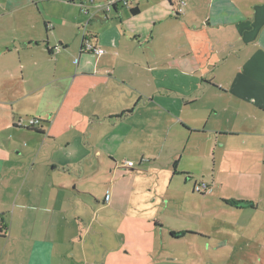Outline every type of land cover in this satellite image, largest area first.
Returning <instances> with one entry per match:
<instances>
[{
	"label": "crops",
	"instance_id": "obj_1",
	"mask_svg": "<svg viewBox=\"0 0 264 264\" xmlns=\"http://www.w3.org/2000/svg\"><path fill=\"white\" fill-rule=\"evenodd\" d=\"M178 1L137 0L132 15L89 0H14L1 14L10 33L0 44V106L9 112L0 122V264H104L125 248V231L140 236L143 207H168L171 191L184 197L197 182L184 165L201 157L200 135L226 132L197 120L198 92L245 100L264 115V0H184L176 15ZM108 14L121 26L142 19L134 31L148 45L160 25L175 30L163 69L187 83L176 105L134 83L158 70L159 57H128L119 34L108 37ZM84 40L104 53L84 51ZM144 102L176 122H138ZM28 116L40 125L28 127ZM251 122L247 140L264 143V119ZM155 175L160 197L141 185Z\"/></svg>",
	"mask_w": 264,
	"mask_h": 264
},
{
	"label": "rangeland",
	"instance_id": "obj_2",
	"mask_svg": "<svg viewBox=\"0 0 264 264\" xmlns=\"http://www.w3.org/2000/svg\"><path fill=\"white\" fill-rule=\"evenodd\" d=\"M14 3V0H0L2 45L7 41L9 25L1 14L8 12ZM118 9L127 11L121 6ZM108 15L111 19L108 37L114 40L117 39L115 34H119L128 57H159L158 70L142 74L134 83L146 93L156 94L159 103L169 106L172 102L176 105L177 96L182 95L188 87L187 83L171 78L167 69H163L166 61L164 45L168 36L176 33L175 30L166 23L160 25L155 39L148 45L147 37L137 36L134 31L142 19H125L122 27L112 14ZM249 86L253 87L252 84ZM197 94L201 98L195 105L200 112L197 120L208 122L206 128L215 126L213 122H217L216 126L226 130L224 135H215L208 130L200 135L201 147L204 148L201 157L190 159L184 165L192 171L191 176L196 183L208 187L207 192H195L191 186L184 197H177V191H171L175 199L168 207L163 204L156 207L155 203L143 207L140 211L143 217L140 220L142 234L139 236V233L125 231V248L117 253L112 251L106 256L104 264H264V143L263 138L258 142L247 140V132L253 130L251 121L262 120L264 115L245 100L229 101L226 95L219 98L210 93L204 96L200 92ZM215 100L219 101L217 116L211 110ZM0 109V122H4L9 112L4 107L0 106ZM163 109L160 105H145L144 102L136 108L135 117L138 122H176ZM194 111L190 113L194 114ZM184 115L179 113L176 117L184 119ZM191 136H194L193 133ZM142 165L137 169L142 171ZM157 178L155 175L146 179L153 182L141 184L143 192L149 194L146 189H151L160 197L162 189L157 185ZM251 201L253 204H250ZM243 202L247 205H240ZM128 213L132 214L131 209ZM149 216L162 220L163 227L148 221ZM168 228L181 233V237L171 238Z\"/></svg>",
	"mask_w": 264,
	"mask_h": 264
},
{
	"label": "built area",
	"instance_id": "obj_3",
	"mask_svg": "<svg viewBox=\"0 0 264 264\" xmlns=\"http://www.w3.org/2000/svg\"><path fill=\"white\" fill-rule=\"evenodd\" d=\"M89 2L90 4L95 5L97 8L103 10L104 12H111L113 8H115L116 6H121L126 9L133 8L137 0H107L102 3H97L96 0H89ZM184 5H185V1L179 0L178 5L172 10L173 14L181 13ZM82 49L86 52H93L96 55H101L104 53V50L102 48L92 46L91 44L87 42V40H84ZM40 123H41V120L37 118H31V119L28 118L26 121V125L32 128L39 126ZM16 124L22 125L24 124V122H21V120H18ZM133 165L134 163L132 161H124L122 162V164H120V167L129 168V167H132ZM207 190H208V187L203 183L194 184L195 192L202 194V193L207 192Z\"/></svg>",
	"mask_w": 264,
	"mask_h": 264
},
{
	"label": "trees",
	"instance_id": "obj_4",
	"mask_svg": "<svg viewBox=\"0 0 264 264\" xmlns=\"http://www.w3.org/2000/svg\"><path fill=\"white\" fill-rule=\"evenodd\" d=\"M70 2H77V0H69ZM179 2V1H178ZM129 12L130 14L132 15H136L138 13V10L137 8L133 7V8H129ZM179 14V13H176V15ZM181 233H176V232H170V235L173 236V237H178Z\"/></svg>",
	"mask_w": 264,
	"mask_h": 264
},
{
	"label": "water",
	"instance_id": "obj_5",
	"mask_svg": "<svg viewBox=\"0 0 264 264\" xmlns=\"http://www.w3.org/2000/svg\"><path fill=\"white\" fill-rule=\"evenodd\" d=\"M240 205L244 206V205H247V203H246V202H243V203H241Z\"/></svg>",
	"mask_w": 264,
	"mask_h": 264
}]
</instances>
